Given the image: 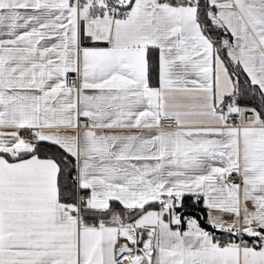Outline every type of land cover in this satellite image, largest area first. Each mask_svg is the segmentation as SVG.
I'll return each mask as SVG.
<instances>
[{
    "label": "snow or ice",
    "instance_id": "obj_1",
    "mask_svg": "<svg viewBox=\"0 0 264 264\" xmlns=\"http://www.w3.org/2000/svg\"><path fill=\"white\" fill-rule=\"evenodd\" d=\"M0 264H264V0H0Z\"/></svg>",
    "mask_w": 264,
    "mask_h": 264
},
{
    "label": "trees",
    "instance_id": "obj_2",
    "mask_svg": "<svg viewBox=\"0 0 264 264\" xmlns=\"http://www.w3.org/2000/svg\"><path fill=\"white\" fill-rule=\"evenodd\" d=\"M251 99V97H245L244 98V102L246 103L248 100H250ZM256 101H253V103H255Z\"/></svg>",
    "mask_w": 264,
    "mask_h": 264
}]
</instances>
